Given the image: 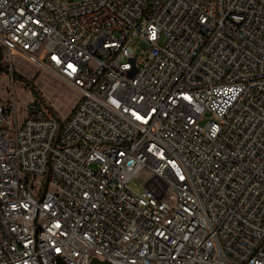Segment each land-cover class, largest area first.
<instances>
[{
    "label": "built area",
    "instance_id": "obj_1",
    "mask_svg": "<svg viewBox=\"0 0 264 264\" xmlns=\"http://www.w3.org/2000/svg\"><path fill=\"white\" fill-rule=\"evenodd\" d=\"M0 50L78 93L0 100V264H264V0H0Z\"/></svg>",
    "mask_w": 264,
    "mask_h": 264
},
{
    "label": "rangeland",
    "instance_id": "obj_2",
    "mask_svg": "<svg viewBox=\"0 0 264 264\" xmlns=\"http://www.w3.org/2000/svg\"><path fill=\"white\" fill-rule=\"evenodd\" d=\"M140 57L138 55L137 59ZM11 64L10 71V62L0 50V100L17 112L19 125L26 118V106L36 100L43 102L44 108L59 119L63 120L69 115L78 100V93L73 88L19 55L13 54ZM9 72L14 74V79ZM143 176L144 173L131 181L129 188L136 193L142 192Z\"/></svg>",
    "mask_w": 264,
    "mask_h": 264
},
{
    "label": "water",
    "instance_id": "obj_3",
    "mask_svg": "<svg viewBox=\"0 0 264 264\" xmlns=\"http://www.w3.org/2000/svg\"><path fill=\"white\" fill-rule=\"evenodd\" d=\"M93 263H94V264H108V263H106V262H99V261H96V260H95Z\"/></svg>",
    "mask_w": 264,
    "mask_h": 264
},
{
    "label": "trees",
    "instance_id": "obj_4",
    "mask_svg": "<svg viewBox=\"0 0 264 264\" xmlns=\"http://www.w3.org/2000/svg\"><path fill=\"white\" fill-rule=\"evenodd\" d=\"M6 72L8 73V70H7ZM12 78L14 79V74H13V73H12ZM20 79H21V78H20ZM74 106H75V105H74ZM71 111H72V110H71ZM71 111H70V112H71Z\"/></svg>",
    "mask_w": 264,
    "mask_h": 264
}]
</instances>
